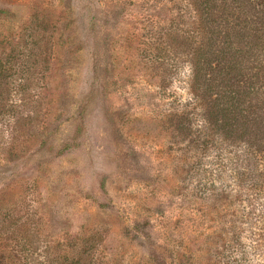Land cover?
<instances>
[{
    "label": "rangeland",
    "instance_id": "374dc122",
    "mask_svg": "<svg viewBox=\"0 0 264 264\" xmlns=\"http://www.w3.org/2000/svg\"><path fill=\"white\" fill-rule=\"evenodd\" d=\"M195 13L0 0L1 253L79 240L101 264H264V51L249 121L205 130Z\"/></svg>",
    "mask_w": 264,
    "mask_h": 264
},
{
    "label": "trees",
    "instance_id": "16d2710c",
    "mask_svg": "<svg viewBox=\"0 0 264 264\" xmlns=\"http://www.w3.org/2000/svg\"><path fill=\"white\" fill-rule=\"evenodd\" d=\"M188 8L196 12L191 24L200 29L198 49L187 54L193 100L205 130L223 129L218 126L223 115L227 135H232L242 119H250L243 115L242 105L260 96L253 82L258 75L249 78L255 68L248 63H256L260 58L256 51H264V0H187ZM186 40L193 43L195 38ZM27 244H22V255L0 252V264H101L79 240L50 242L44 255L36 251L29 255Z\"/></svg>",
    "mask_w": 264,
    "mask_h": 264
}]
</instances>
